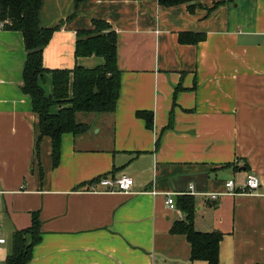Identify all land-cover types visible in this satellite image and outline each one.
<instances>
[{
    "label": "crops",
    "instance_id": "obj_1",
    "mask_svg": "<svg viewBox=\"0 0 264 264\" xmlns=\"http://www.w3.org/2000/svg\"><path fill=\"white\" fill-rule=\"evenodd\" d=\"M192 4L41 0L39 25L57 28L45 68L101 65L74 56L77 31L99 20L116 33L120 71L115 110L77 114L88 128L61 135L56 166L21 90L23 36L0 28V264L33 213L40 240L26 264H207L191 261L185 236L170 233L185 215L166 195L185 194L194 197V228L222 233L218 264H264V197L223 194L228 179L248 172L264 182V0ZM41 83L49 95L51 75ZM137 111L152 114L150 128ZM122 174L133 179L129 192L87 190Z\"/></svg>",
    "mask_w": 264,
    "mask_h": 264
},
{
    "label": "trees",
    "instance_id": "obj_2",
    "mask_svg": "<svg viewBox=\"0 0 264 264\" xmlns=\"http://www.w3.org/2000/svg\"><path fill=\"white\" fill-rule=\"evenodd\" d=\"M162 6L186 3L192 6L196 0H157ZM41 0H0L2 28L16 30L23 36L25 61L22 70L21 90L31 99L32 111L37 115L39 138L51 140V156L54 166L59 161L61 135L85 132L87 124L77 120L79 113H112L120 92V71L116 65V33L109 24L95 20L93 29L77 31L74 56H99L101 65L85 68L75 64L71 69H47L42 64V51L54 30L39 25L38 9ZM45 73L51 75L52 90L45 93L42 80ZM57 107L56 110L53 107ZM136 116L152 126V114L137 111ZM99 178V177H97ZM96 178V179H97ZM184 218L175 221L171 234L183 235L189 244V259L218 264L219 242L222 233L202 232L193 226L195 201L192 195H181L175 201ZM40 240L39 220L32 214L29 227L12 235V250L3 264H26L31 259L32 247Z\"/></svg>",
    "mask_w": 264,
    "mask_h": 264
},
{
    "label": "built area",
    "instance_id": "obj_3",
    "mask_svg": "<svg viewBox=\"0 0 264 264\" xmlns=\"http://www.w3.org/2000/svg\"><path fill=\"white\" fill-rule=\"evenodd\" d=\"M3 23L0 22V28ZM133 184V179L128 175H119L117 177L100 176L96 180L92 181L87 190H97L96 186L100 185L104 189L120 192H129ZM154 193V192H152ZM223 194L227 195H247L264 197V182L253 172L246 173L242 182L237 183L234 179H228L225 182V190ZM211 199H216L218 193H209ZM166 205L169 209H178L175 204V200L171 195H166ZM5 242V237L2 234V228L0 224V244Z\"/></svg>",
    "mask_w": 264,
    "mask_h": 264
}]
</instances>
